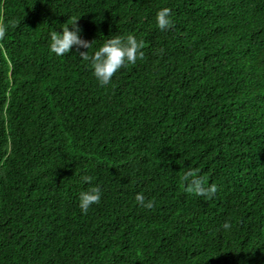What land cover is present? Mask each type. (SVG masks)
I'll return each mask as SVG.
<instances>
[{
  "label": "trees",
  "instance_id": "16d2710c",
  "mask_svg": "<svg viewBox=\"0 0 264 264\" xmlns=\"http://www.w3.org/2000/svg\"><path fill=\"white\" fill-rule=\"evenodd\" d=\"M75 20L143 59L101 86L49 52ZM0 25V264H264V0H0Z\"/></svg>",
  "mask_w": 264,
  "mask_h": 264
},
{
  "label": "clouds",
  "instance_id": "9594fccd",
  "mask_svg": "<svg viewBox=\"0 0 264 264\" xmlns=\"http://www.w3.org/2000/svg\"><path fill=\"white\" fill-rule=\"evenodd\" d=\"M157 26L161 30L168 29L172 26L171 10L167 7L160 9L156 14ZM75 20L71 25L62 27V32L55 30L51 31L49 39V52L56 56H64L66 53H72L75 46L76 52L80 57L90 62V67L95 78L101 86L109 85L114 74L122 67L131 64L135 65L138 60L143 59L142 41L129 34L126 37L114 36L108 39L102 46L99 47L93 55L89 56L88 50L92 47V42L81 39L82 29ZM71 26V27H70ZM7 34V26L0 25V40H3ZM87 49V51H81ZM84 182L90 183L91 176H84ZM185 182V190L189 193H194L196 196L210 198L217 192L215 184L205 185L203 179L198 175L196 170L189 169L184 172L182 177ZM79 207L82 212L87 213L89 208L100 203L102 199V187L99 185L92 186L79 193ZM136 200L145 208H152L153 202L146 201L143 194H137ZM223 230L230 231L232 224L226 221L221 226Z\"/></svg>",
  "mask_w": 264,
  "mask_h": 264
}]
</instances>
